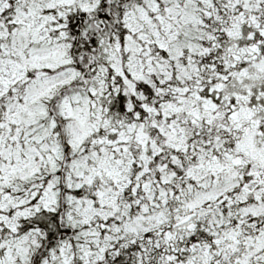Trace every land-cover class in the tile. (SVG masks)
Segmentation results:
<instances>
[{
  "label": "snow or ice",
  "instance_id": "1",
  "mask_svg": "<svg viewBox=\"0 0 264 264\" xmlns=\"http://www.w3.org/2000/svg\"><path fill=\"white\" fill-rule=\"evenodd\" d=\"M0 264H264V0H0Z\"/></svg>",
  "mask_w": 264,
  "mask_h": 264
}]
</instances>
